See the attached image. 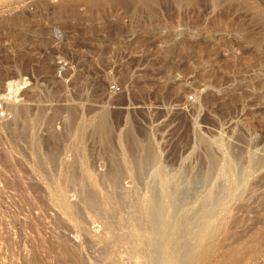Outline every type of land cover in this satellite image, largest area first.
Wrapping results in <instances>:
<instances>
[{
	"label": "rangeland",
	"instance_id": "obj_1",
	"mask_svg": "<svg viewBox=\"0 0 264 264\" xmlns=\"http://www.w3.org/2000/svg\"><path fill=\"white\" fill-rule=\"evenodd\" d=\"M19 77L31 137L1 122L0 243L26 264H147L131 174L147 147L161 182L216 167L233 187L187 264H264V0H0V91Z\"/></svg>",
	"mask_w": 264,
	"mask_h": 264
},
{
	"label": "water",
	"instance_id": "obj_2",
	"mask_svg": "<svg viewBox=\"0 0 264 264\" xmlns=\"http://www.w3.org/2000/svg\"><path fill=\"white\" fill-rule=\"evenodd\" d=\"M156 161L154 158L146 159L141 157L132 164L131 170L133 172L131 174L136 183V192L140 196L144 193L143 190L147 181L151 182L152 180L155 183H161L162 176L161 173H157L160 170L156 166ZM243 168V165H238V174H242ZM216 173V167L209 169L207 172L199 169L192 174H188V171L185 170L164 183L175 185L172 187L178 188V190L188 187V185L191 186V199L193 200L188 201L189 206L196 205L197 199L195 196H202L204 193H206L205 196H208V192L212 191V207L206 208L204 213H202L204 219H210L216 214L220 204L231 195L233 188L231 184H222L219 180L216 183H212ZM126 174L124 170H118L114 175L108 172L105 178H107L106 180L109 178L114 179L118 183ZM219 175L220 177L224 176L223 170L219 171ZM196 187H198V190H196ZM204 199L208 200V197H204ZM185 206L182 205V202L177 204L176 212L169 217L167 228H165V223H161V219L154 213H151L148 218L144 217L145 215L137 217L140 223L138 227L140 235H138L139 230H136L132 238L140 244L147 264H187L191 258L193 250L199 245L201 240L200 236H198V231L200 233L202 223L198 222V218L193 220V211L191 209L186 211ZM183 218L184 221L181 220ZM162 225H164L163 228ZM193 229H196V239L195 242L191 243L189 235Z\"/></svg>",
	"mask_w": 264,
	"mask_h": 264
},
{
	"label": "bare ground",
	"instance_id": "obj_3",
	"mask_svg": "<svg viewBox=\"0 0 264 264\" xmlns=\"http://www.w3.org/2000/svg\"><path fill=\"white\" fill-rule=\"evenodd\" d=\"M12 111H13V115H12V120L10 118V120H7L5 122L2 123V125H6L7 126V129H8V132L10 134V137L12 138H20L22 140H28L30 139V132H29V128H28V119L30 118V111L27 109V107H14L12 108ZM58 114V112H57ZM56 114V115H57ZM62 114V113H61ZM59 115V114H58ZM106 115V114H104ZM39 117L43 116V112H39L38 114ZM55 118V117H54ZM53 119V118H52ZM57 119V118H55ZM50 120V119H49ZM53 123V120L51 121ZM55 122V120H54ZM49 123V121H48ZM1 123H0V126H2ZM111 125L109 124V121L107 120V117L106 116H102L101 115V118L98 122L94 123L92 125V128H93V132L95 133V136L96 138L99 140V139H103L105 137V135L107 134V132H109V130L111 129L110 128ZM129 139H130V142L133 144H136V139L135 137H133L130 133H129ZM133 144V145H134ZM136 146V145H135ZM150 147V146H149ZM151 148V147H150ZM152 150V148H151ZM147 151H149L150 153H154V152H151L150 149L147 147ZM154 151V150H153ZM60 153V152H59ZM150 153H147V157H145L146 159H152L153 157V154H150ZM55 154V153H54ZM53 156V155H52ZM55 156V155H54ZM155 156V155H154ZM152 157V158H151ZM157 157V156H156ZM52 158V157H51ZM55 159V157H53ZM53 159V160H54ZM158 159V158H157ZM56 161V160H55ZM40 163V161H39ZM38 164V167L41 166V163L40 165ZM55 163V162H54ZM92 163H95V162H92ZM96 164V163H95ZM55 165V164H54ZM66 165V164H65ZM68 165V164H67ZM39 168H42V167H39ZM105 171V170H104ZM157 173L159 174L160 172L157 171ZM104 174V173H103ZM114 175V174H113ZM103 177V176H102ZM103 179V178H101ZM116 183H114L115 185ZM172 186H175V185H172V184H167V183H164V182H161V183H155L154 181L151 180V182L147 181L145 183V186H144V189H146V193L148 196L147 198V203L146 201L144 203H146L145 205H141L138 203V210H141L143 209L142 211H145L147 213V217L150 216L151 213H154L157 215L158 218L161 219V223H165V228H167V222L169 220V217L174 214L175 211V208L177 206V204H179L180 202H182V205L185 206V210L186 211H189L190 209L193 211L194 213V216H193V220H196V218H198L199 216L202 215V213H204L205 209L208 208V207H212V197H213V194H212V191H209L208 192V196H205L206 193L202 194V196H195V198L197 199V202H196V205H190L188 204V201H191L193 199L192 198V188L191 186L188 185V187H183L181 188L180 190H178V188H175V187H172ZM120 187V185H119ZM129 187V186H128ZM112 188V186H111ZM126 188V187H125ZM130 188V187H129ZM129 188L127 190H129ZM122 189V188H121ZM124 189V188H123ZM132 189V188H131ZM112 190V189H111ZM133 190V189H132ZM196 190H198V187H196ZM92 191V190H91ZM113 191V190H112ZM118 191V190H117ZM130 191V190H129ZM134 191V190H133ZM132 191V192H133ZM83 195H85V191H83ZM119 192V191H118ZM131 192V193H132ZM135 192V191H134ZM112 193V192H111ZM110 193V194H111ZM115 193H116V190H115ZM114 193V195H115ZM128 193V192H125V194ZM122 194H124L122 192ZM135 194V193H134ZM87 195V194H86ZM84 196V198H87V201L89 199L90 196ZM96 195V194H95ZM106 195V194H105ZM128 195V194H126ZM131 195V194H130ZM129 195V196H130ZM138 196V194H137ZM99 197V196H98ZM142 197V196H141ZM146 197H143L144 199L143 200H139L140 201H144L146 199ZM204 197H208V200L207 199H204ZM83 198V200H84ZM139 198V196L137 197ZM201 198H203L201 200ZM60 199V198H59ZM92 199V198H91ZM142 199V198H141ZM103 200V199H102ZM100 201V200H99ZM85 204H86V200L84 201ZM105 202V201H104ZM107 202V201H106ZM138 202V201H137ZM141 202V203H142ZM64 203V202H63ZM120 203V202H119ZM143 203V204H144ZM195 203V202H194ZM205 203L207 204L205 206ZM107 204V203H106ZM137 203H135L136 205ZM102 205H105L104 203ZM109 205V204H108ZM108 205H105V206H108ZM134 205V206H135ZM85 206H88L87 204ZM97 206H100L99 204H97ZM113 206V204H112ZM117 206V205H115ZM137 206V205H136ZM73 207V206H72ZM72 207L70 206H66V211L68 210V212H71L72 211ZM110 207V205H109ZM108 207V208H109ZM102 207L98 208L97 209H101ZM135 208V207H134ZM64 209V208H63ZM96 209V208H95ZM96 209V211H97ZM105 209V208H104ZM103 210V209H102ZM137 210V208H136ZM137 210V212H138ZM195 211V212H194ZM95 213H100V210H98V212H95ZM99 216V215H98ZM184 217V216H183ZM186 217H188L186 215ZM182 221H184V218L181 219ZM164 225H162V228H163ZM139 230V229H138ZM139 233H140V230H139ZM139 235V234H138ZM137 235V236H138Z\"/></svg>",
	"mask_w": 264,
	"mask_h": 264
},
{
	"label": "built area",
	"instance_id": "obj_4",
	"mask_svg": "<svg viewBox=\"0 0 264 264\" xmlns=\"http://www.w3.org/2000/svg\"><path fill=\"white\" fill-rule=\"evenodd\" d=\"M28 83L27 77L11 78L3 83L0 91V123L11 117L13 106L24 102V90ZM11 205L9 191L4 190L0 182V212L10 209ZM27 257L26 249H15L10 244L0 243V264H26Z\"/></svg>",
	"mask_w": 264,
	"mask_h": 264
}]
</instances>
